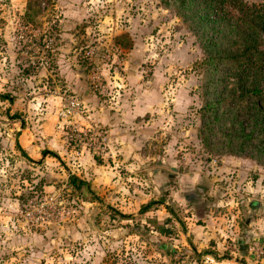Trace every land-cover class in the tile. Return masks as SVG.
Returning a JSON list of instances; mask_svg holds the SVG:
<instances>
[{
    "label": "rangeland",
    "instance_id": "obj_1",
    "mask_svg": "<svg viewBox=\"0 0 264 264\" xmlns=\"http://www.w3.org/2000/svg\"><path fill=\"white\" fill-rule=\"evenodd\" d=\"M207 4L0 0V264H185L196 224L251 239L243 230L264 208V98L242 93L228 40L236 27L264 52V0H222L221 27ZM206 36L224 63L202 66ZM251 78L264 88V69ZM73 99L81 107L65 114ZM22 126L39 137L44 126L37 152L64 151L71 174L81 151L100 160L98 188L87 181L98 199L77 195L53 156L19 151ZM206 252L196 264H235Z\"/></svg>",
    "mask_w": 264,
    "mask_h": 264
},
{
    "label": "crops",
    "instance_id": "obj_2",
    "mask_svg": "<svg viewBox=\"0 0 264 264\" xmlns=\"http://www.w3.org/2000/svg\"><path fill=\"white\" fill-rule=\"evenodd\" d=\"M92 99H93L92 94H89L88 100L92 101ZM97 118L99 119V116ZM106 118L107 116H103V115L100 116V119L102 122L103 121L106 122ZM93 120L95 121L96 119H93ZM110 123H114V121ZM42 128H43V131L41 133L42 136L39 137L32 133V131L33 132L35 131L34 128L23 127V126L21 127L16 144L19 146L22 153H25V155L29 157V160L35 163H38L39 161L45 162V160L48 159V155H51L60 162V165H62V168H64L63 173L66 174L68 177L70 175H75L89 182L92 180L91 178H93L92 182L96 181V183L93 182V184L94 186H96V188H98L99 176L102 174L104 170V165L100 162V160H97L96 158L91 156L89 152L81 151L78 157V160H79L78 163L80 164V167H81L80 172L77 174H74V173L71 174L70 169L68 168L67 164L64 162L65 161L64 151L60 152L57 150L49 149L43 152H41L40 150V153L37 152L38 149H43L41 147L45 145L44 131H46V128H44V126H42ZM186 199L187 201L190 200L189 198H186ZM217 210L219 211V208ZM260 210L263 211L261 212L263 214L259 216L260 217L259 222L256 223L255 220L254 221L252 220L251 224H248V227H246V229L243 230V233L245 232V234L251 237L250 243H247L246 241L247 239H242L240 236L236 235V228L232 229L231 228L232 226H230L229 229H219V232H220L219 234L221 236H218L215 234L213 228L210 229V226L206 225V226L201 227L198 224H196L195 227L192 228L193 230L189 231L190 233L187 231L184 233V238L186 240L191 238L192 245H189V246L194 247L195 254H200L201 249H204V250H208V252H206L207 256H210L213 258H216V256L221 257L224 255L225 260H229V259L234 260L238 264H242L245 261L246 262L250 261L248 263H252V264L257 263V261H259V263L264 264V259H263L264 256L260 255L261 253H264V208L262 209L260 208ZM204 214L206 215V210ZM204 217H207V216H204ZM167 221H172V220L169 219ZM152 225L155 228H158L160 230L163 228V226H165L166 229H168V227L170 226V225L164 224L163 222H160L159 220L154 222ZM205 227L207 228L208 231H204V230L200 231V228L204 229ZM169 232L170 230H167L168 234ZM193 235H195V237H193ZM240 240H242V242H240ZM244 244L246 245L248 244L246 249H243ZM169 245L171 246L170 247V252H171L173 251L174 247L171 244ZM221 246H222L223 252L222 254H218ZM229 247H233L235 249L236 253L234 254L238 257L232 258L231 254L227 255L226 253H224V251H226V249ZM194 252L193 253L189 252L192 255V256L190 255L191 261L190 262L186 261L185 264H196L197 259L195 256H193ZM210 257H208V259H211Z\"/></svg>",
    "mask_w": 264,
    "mask_h": 264
},
{
    "label": "trees",
    "instance_id": "obj_3",
    "mask_svg": "<svg viewBox=\"0 0 264 264\" xmlns=\"http://www.w3.org/2000/svg\"><path fill=\"white\" fill-rule=\"evenodd\" d=\"M201 1L204 3L206 2V4L208 3L207 4L208 8L206 9L209 14L208 17L211 16L214 18L213 20H209V21H211V23L213 24L216 23L214 27H217V23L220 24L221 27L222 25L221 20L224 19L222 16V13H224L223 8L220 7L222 0H201ZM31 11H32L31 3L30 1H28L27 8L24 14L26 24H31V23L34 24V21L28 20L30 19ZM258 20H261L262 24L264 25V17L258 18ZM210 33L212 35L213 31ZM228 34H231V32L229 31ZM234 34L235 35L233 36V40L232 39L228 40V43L230 50H235L237 53L232 52L231 54L232 56L229 59L232 60V63L237 65V67L239 68L238 73H239L240 88L242 89L241 91L248 100H255V99L262 100L264 98V88L257 85L255 80H252L251 77H253L259 70L264 69V52H260L259 50H257L255 46L254 34L252 33L246 34L243 32H239L236 27L234 30ZM209 39H211V37L206 36V42H207L206 47L207 49H209L210 53H207L206 55L207 62H203L202 66L206 65V63L207 64H211V63L216 64L217 62L224 63L221 62L220 60L221 59L220 54L219 56L215 57L216 54L220 53V49L218 53L213 52V49L216 47V44L214 42H211ZM239 47H243V48L239 49ZM243 94H240L239 97H242ZM0 98H5V96L0 95ZM16 147L18 148L19 151H21V149L17 144ZM68 184L71 186V188L77 195L81 197L87 195L90 197V201H95L98 199L94 191L91 189L90 184L87 181L81 179L80 177L75 175H70L68 177ZM146 207L147 206H144L141 209L140 211L141 215H146L145 213ZM123 218H125V216H123Z\"/></svg>",
    "mask_w": 264,
    "mask_h": 264
},
{
    "label": "built area",
    "instance_id": "obj_4",
    "mask_svg": "<svg viewBox=\"0 0 264 264\" xmlns=\"http://www.w3.org/2000/svg\"><path fill=\"white\" fill-rule=\"evenodd\" d=\"M80 107H81V102L80 101H78L77 99L70 100L68 102V104L66 105V107H65L64 113L65 114L72 113L75 110H78ZM234 263L238 264L236 261H234ZM217 264H221V263H217ZM242 264H244V263H242ZM247 264H252V263H248L247 262ZM254 264H263V263H259V261H257V263H254Z\"/></svg>",
    "mask_w": 264,
    "mask_h": 264
},
{
    "label": "water",
    "instance_id": "obj_5",
    "mask_svg": "<svg viewBox=\"0 0 264 264\" xmlns=\"http://www.w3.org/2000/svg\"><path fill=\"white\" fill-rule=\"evenodd\" d=\"M246 241H247V243H250L251 239L248 238ZM152 242H154L155 245H157L159 248H162V249H164V248L170 249V247H171L169 244H166V245L160 244V242L158 240H152ZM240 242H242V240H240ZM247 246H248V244L247 245L244 244V246H243L244 248L243 249H246Z\"/></svg>",
    "mask_w": 264,
    "mask_h": 264
},
{
    "label": "flooded vegetation",
    "instance_id": "obj_6",
    "mask_svg": "<svg viewBox=\"0 0 264 264\" xmlns=\"http://www.w3.org/2000/svg\"><path fill=\"white\" fill-rule=\"evenodd\" d=\"M200 189V188H199ZM199 192H200V190H199ZM197 195L195 194V193H193V194H191V195H189L187 198H195ZM254 205H252V207H253Z\"/></svg>",
    "mask_w": 264,
    "mask_h": 264
}]
</instances>
